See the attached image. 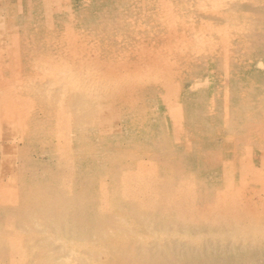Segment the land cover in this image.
I'll use <instances>...</instances> for the list:
<instances>
[{
  "label": "rangeland",
  "instance_id": "1",
  "mask_svg": "<svg viewBox=\"0 0 264 264\" xmlns=\"http://www.w3.org/2000/svg\"><path fill=\"white\" fill-rule=\"evenodd\" d=\"M263 156L264 0H0V211L23 203V169L53 181L63 164L69 179L81 177L84 161L94 158L105 164L98 175L112 170L118 177L122 166L133 181L144 178L147 192L136 189L137 199L165 184L160 199L168 203L155 207L167 220L153 224L158 230L168 222L173 230L145 243L149 258L163 247L197 253L201 243L198 253L211 261L223 250L228 264H264V245L256 246L264 240ZM116 180L103 176L95 189L112 198ZM181 228L194 235L184 238ZM175 233L180 237L171 238ZM38 234L31 244L43 246ZM200 234L209 240L199 241ZM218 238L227 241H219L222 250L211 247ZM60 247L39 249V264L47 253L65 264L71 255ZM4 254L0 264L31 263ZM119 256L97 260L124 264ZM74 257L71 264H86Z\"/></svg>",
  "mask_w": 264,
  "mask_h": 264
},
{
  "label": "bare ground",
  "instance_id": "2",
  "mask_svg": "<svg viewBox=\"0 0 264 264\" xmlns=\"http://www.w3.org/2000/svg\"><path fill=\"white\" fill-rule=\"evenodd\" d=\"M212 3H213V6H214V1ZM201 4H202V2H201ZM197 6H199V4H197ZM181 20H182V18H181ZM187 44H189V43H187ZM184 49H186V47ZM189 49L192 50V48H189ZM198 49H200V48H198ZM64 74H66V73H64ZM74 76H76V75H74ZM155 77H156V75H155ZM92 78H93V76H92ZM62 79H63V77H62ZM61 80H58V81H60V83H61ZM70 80H72V79H70ZM150 80L151 79H149V81ZM95 81H97V80H95ZM78 82H80V81H78ZM83 82H85V81H83ZM89 84L92 85V83H89ZM72 86H74V83L72 84ZM78 86H80V84ZM196 86H197V84H196ZM197 87H199V85ZM100 88H101V86H100ZM103 88H104V86H103ZM81 90H83V89H81ZM89 90H90V88H89ZM89 90H87L88 93H89ZM60 91H62V90L60 89L59 93H60ZM95 91H97V90H95ZM95 91H94V93H95ZM54 93L57 96L56 98H58V95L56 94V92H54ZM96 95L99 96L98 93ZM27 97H28V95H27ZM93 101H95V100H93ZM96 101H97V99H96ZM56 111H58V109H56ZM26 115L27 114H25L24 116H26ZM130 117H131L130 119L133 118V116H130ZM138 121H134V122H138ZM127 122H128V120H127ZM75 134H77V133H75ZM85 142H84V144H85ZM135 142H136V140H135ZM92 159H93V161H92L93 164H91L90 160L88 162L84 161V165L83 166H88V170L85 173H82L83 177H82V175H81V177H79V174L76 177H74L73 174L71 173L72 177L68 179L66 177V176H68V175H66L67 171H65V169L62 168L63 164L61 165V167H59L56 170L55 174H52L50 176L51 178L52 177L54 178L53 181L52 180L48 181V179L44 178V176L41 177L38 174H36L35 172L30 171L31 169L30 170H27V169L24 170L23 169L22 177L20 178V180H21L20 184H22L21 185L22 186V190H21L20 193H22L21 195L25 197V199L23 200V203L21 202L22 204H21L20 208H13V210H11V211L10 210H8V211H6V210L0 211V253H6L4 255H7L9 253L8 255L12 256L11 258L14 259V260H18V258L24 260V258L27 256L31 260V263H29V264H39V249L47 251V247L54 246L55 242H60L61 243V247L60 248L64 249L63 251L66 252L67 256H68V254H70L71 256L74 255V256H76V258L74 257L75 260H76L77 256L80 255L83 258L79 257V262L85 259L86 264L99 262L100 260H102L101 259L102 257L105 258V256L106 255L108 256L109 254H111L112 258H114V255H120L119 257H121L123 259L122 261L121 260L120 261L122 263H124V264H139V262L143 263L141 261H147L146 264H228L229 263V262H227L228 260L225 259L224 254L221 255L222 253H224L223 250H222L223 248H221V247H223L224 244H226L225 242H227V241H222V239H219V238H218V244H215L214 246L212 245L211 247H213V249H214L215 246L216 247H218V246L220 247V244H221L220 248L222 250V253L220 254V256H217L218 255L217 254L216 255L217 258L215 260H213V261L209 260L205 256L204 252H203L204 254L203 253H198V252H200L201 243L199 244V246H196L197 253L188 252V249L183 251L182 248L180 247L181 244L183 243L182 242L183 241L182 238H181V240L180 239H175V240H180L181 241V244L178 246V247L181 248L180 253H177V251L176 252L173 251V249L167 250L165 247L161 248L160 254L156 253V254H154V256H152V258H149L150 255H148L146 253H142V250H143L142 247L145 245V243L147 244L152 239H154V241H156L158 239H161V238L165 239L163 235H164L165 231L167 230V225H169L168 222H166V225H161L162 226L161 229H159V227H158V230H156L157 226H158V224L160 222H163V221L167 220L166 219L167 218L166 214L163 211H161V210H162L163 203H168V199H165V200L160 199V198H164L163 193L166 191V189H164L163 186L165 184L163 186H158V188L156 189V192H154V195L152 193H150V194H152L151 197L149 196V197L145 198V194H144V198L143 199H137V196L133 195L134 192H136V189L140 190L142 193H145V190L147 192V188L144 187V186H146L148 184H146V185L142 184V183L145 184V179L141 178V176H140L141 174L140 175L138 174L140 176V178H139L140 180L139 181H137L138 177H137V179L135 181H133L132 177H130V174H129V168L125 169V168H122V166H121L119 168V171L117 172V176L118 177L113 176V174L115 172L113 173L112 170H111V172L107 171L108 169L106 170L107 172L105 174L102 175V173H101V175H98L99 169L101 167H104L105 164L104 165H98L96 163L95 159L94 158H92ZM138 164L139 163H137V166H138ZM90 166H91V168H90ZM82 168H85V167H82ZM72 169H73V167H72ZM100 171L102 172V170H100ZM29 172H31L32 174H29ZM120 172H121V174H120ZM130 172H132V171H130ZM139 172H143V171H139ZM79 173H80V171H79ZM103 176H107L109 180L114 179V178L117 179L116 180V186L113 187L112 190H110V191H112V198L108 197L107 194H103V193L101 194V192H98L95 189V185L97 184L98 181L101 180V178ZM143 176H145V175H143ZM75 178H76V180H75ZM136 181H137V183L139 182L138 183L139 188H136V186H137ZM154 182H155V180H154ZM114 183H115V181H114ZM155 186H156V184H155ZM152 187L150 186V188H152ZM189 188H190V186H189ZM28 189L30 190L29 193L27 195H24V192L28 191ZM152 189H154V188H152ZM152 189H151V191H152ZM105 192H106V190H105ZM125 193H128L129 195H127ZM40 198L42 200H41V203L39 204ZM47 198H49L48 202H47ZM35 201H37L38 204H35V206L33 208L29 207V203H32V202H35ZM19 203H20V201H19ZM156 205H157V207H160L159 209H161V210H158L155 207ZM14 207H17V206L15 205ZM42 209H45V210L41 213ZM49 214H50V216L52 215L51 218H49L50 217ZM81 215H83L84 218L80 217ZM228 219H230V218H228ZM232 221H234V219H232ZM240 222L241 221L239 220V224H241ZM153 223H155V224L157 223V226H155ZM230 225H228V226H230ZM137 226L139 228H137ZM236 226H238V225L236 224ZM253 226L256 227L257 224L254 225V223H253ZM261 226H263V224ZM143 227H145V228L142 229ZM222 227H220V229H222ZM249 227H251V226H249ZM101 228H104V229L102 230ZM181 229H182V232H180L181 235H183V233H185L184 238L186 237L188 239L190 237L189 235L193 234L191 232V229H189V228L187 230H185L183 228H181ZM244 229H246V228H244ZM255 229H254V231H255ZM169 230H173V228L169 229ZM169 230H167V231H169ZM203 230H206V228L203 229ZM214 230H215V232L218 231L216 229H214ZM227 230L229 231V229H227ZM262 230H263V227H262ZM262 230H261V227H260V231L261 232L260 231L259 232L256 231V232L257 233H262ZM74 231H75V233H74ZM212 231H213V229H212ZM222 231L224 232V227H223ZM215 232H214V234H216V235L213 234V236L217 239L216 236H217L218 233H215ZM241 232H243V231H241ZM38 233L40 234V237L43 236V239H42V242H41V243H43L42 244L43 246H41V244H40V246L39 245L37 246L36 244H31V242L33 241V239H31V238L36 237ZM177 233L172 234L171 238L173 236H175V235H176L177 238H179L180 236H179V234L177 235ZM206 233L209 234L210 232L208 233L206 231ZM206 233L204 235L207 237L208 235H206ZM245 233H247V232L245 231ZM252 233H253V231H252ZM131 234H133V235L131 236ZM219 234H221V233L219 232ZM263 234H264V231H263ZM166 235L167 234H165V236ZM200 235H201V237H200ZM200 235H198V239L200 237L199 241H205V240H201V239H203L202 237L204 235L203 236H202V234H200ZM221 235H219V236H221ZM229 235L234 236L235 234H229ZM248 235H250V233ZM68 236H70V240H72L71 236H75L77 240L73 241V242L70 241L72 243H69V241L66 242L64 239L69 238ZM153 236L155 238H157V239L155 240V238H153ZM205 236H204V238H205ZM213 236H210V238H214ZM224 236H226V235H224ZM236 236L237 235L234 236L235 239L233 240L235 242H237V241H239L241 239V238L240 239L237 238L238 239L237 240ZM239 236L241 237V234ZM121 237H123L124 240H120ZM128 237L133 238V239H131L132 241L130 240V238H129L130 241H128ZM151 237H152V239H151ZM255 237H257V236L255 235ZM255 237H254V240H255ZM261 237H263V236H260V238L257 237V238H259V241L262 240ZM134 238H135L136 242L133 241ZM168 238L169 237L167 235V240H168ZM222 238H227V237H222ZM251 238H253V237H251ZM205 239L207 240L208 238H205ZM232 239H229V242H230V243H228L229 247H235L236 246L234 244V242L231 241ZM195 240L198 241L196 238H195ZM220 240L222 241V243L219 244ZM257 240L251 241L252 247H254L253 245H255ZM137 241H138V243H137ZM38 242H40V239L37 240L36 243L38 244ZM93 242H94V245H93ZM110 242H113V243L111 245H109ZM143 242H144V244H143ZM178 242L179 241H177V243ZM231 242H233L234 245ZM262 242L258 243V245H256V246H259V244L261 246H263L264 244H262ZM172 243H173V241H172ZM174 243L177 244L176 241H174ZM192 243H193V241H192ZM203 243L206 244L207 242L206 243L203 242ZM242 243H243V241H242ZM242 243H239V245L242 244ZM247 243H249V245H250V242H247ZM106 244H108L109 246L106 245ZM188 244H189V242H188ZM188 244H187V247H186V245L184 247L188 248V246H189ZM209 244H211V243H209ZM222 244H223V246H222ZM138 245H139V247H138ZM242 245L246 246L247 244L245 245L243 243ZM158 246H160V245H158ZM201 246H203V245H201ZM155 247H156V249L158 248L157 246H155ZM226 247H227V245H226ZM236 247L237 248H234V249H238L239 246L237 245ZM240 247H241V245H240ZM192 248L193 247H190V249H192ZM52 249H53V247H52ZM178 249L179 248H177V250ZM194 249H195V247H194ZM206 249H208V248H206ZM234 249H231L233 251L229 252L230 255H231V253L234 254L235 253L234 251L237 252V250H234ZM240 249H243V248L241 247ZM263 249H264V247H263ZM153 250H154V248H153ZM201 250H202V248H201ZM215 250H214V254H216ZM246 250L248 251L247 248H246ZM246 250L243 251V254L245 253ZM181 251H183V252H181ZM226 251H227L226 253H228L227 249H226ZM51 252H52V250H51ZM57 253H59V252H55L53 254L56 255ZM217 253H219V251H217ZM10 254H12V255H10ZM225 255H227V254H225ZM71 256H69L68 260L65 261L66 262L65 264L73 263L74 259H72ZM245 256H246V253H245ZM52 257L53 256L48 254V253L44 254L43 256L40 257L43 260V261L40 262V264H57L53 259H52V261L49 260V258H52ZM144 257H147L148 259L144 260ZM234 258L236 260L235 256H234ZM237 258L240 259L239 257H237ZM97 259H100V260L98 261ZM4 260H6V262H7V259H4ZM8 260L10 262V259H8ZM236 261H239V260H236ZM103 262H104V260H103ZM100 264H102V263H100Z\"/></svg>",
  "mask_w": 264,
  "mask_h": 264
}]
</instances>
